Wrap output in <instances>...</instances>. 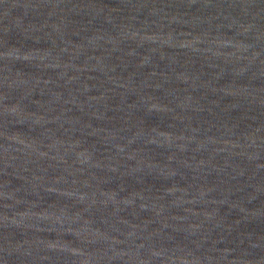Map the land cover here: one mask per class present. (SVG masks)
<instances>
[{
  "label": "water",
  "instance_id": "95a60500",
  "mask_svg": "<svg viewBox=\"0 0 264 264\" xmlns=\"http://www.w3.org/2000/svg\"><path fill=\"white\" fill-rule=\"evenodd\" d=\"M0 264H264V0H0Z\"/></svg>",
  "mask_w": 264,
  "mask_h": 264
}]
</instances>
